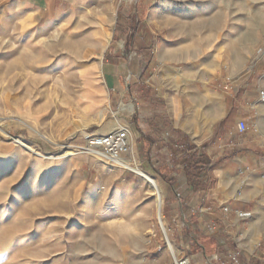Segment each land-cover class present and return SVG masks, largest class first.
Here are the masks:
<instances>
[{
  "label": "rangeland",
  "instance_id": "374dc122",
  "mask_svg": "<svg viewBox=\"0 0 264 264\" xmlns=\"http://www.w3.org/2000/svg\"><path fill=\"white\" fill-rule=\"evenodd\" d=\"M119 37L130 43L120 51L127 64L117 94L105 87L102 68ZM141 37L152 43L146 55ZM263 45L264 0H0V264H154L161 250L176 264L190 258L188 247L197 254L166 213L150 166L158 170L161 158H149L130 133L144 110L131 89L159 79L183 118L195 84L217 88L222 106L233 89L260 87L261 105L264 58L255 54ZM112 127L129 131L127 160L157 180L166 233L149 185L88 154L87 137ZM249 127L264 150L260 122ZM229 222L206 229L214 234ZM245 223L256 245L245 235L219 264L235 253L250 263L264 249V219L252 214Z\"/></svg>",
  "mask_w": 264,
  "mask_h": 264
},
{
  "label": "crops",
  "instance_id": "0c3cea01",
  "mask_svg": "<svg viewBox=\"0 0 264 264\" xmlns=\"http://www.w3.org/2000/svg\"><path fill=\"white\" fill-rule=\"evenodd\" d=\"M149 41V38L142 37L138 41V50L145 55L149 53L150 46L144 47V44H152ZM113 43L117 47L114 55L103 65L102 76L107 90L118 94L123 89L127 64L120 51H125L130 38L119 37ZM142 84L145 86L131 89L140 98L137 99L140 103L138 107L142 104L144 110L141 112L143 115H137L131 124L133 129H130V133L137 145L146 149L149 158H161L156 160L158 170L153 160L150 166L152 171L158 172L162 181L167 215L179 219L183 233L185 228L192 227L193 231L215 239L219 245L218 259L230 255V249H240L239 242L245 235L247 238L243 239L244 243L247 246L253 244V232L248 228L244 230L246 221L240 220L236 212H251L256 220L264 219V185L259 182L264 178V150L252 143V135L240 134L238 126L240 123L250 126L252 120L256 119L264 129V104L258 105L260 87L246 85L241 92L233 89L227 93L222 106L217 88L210 86L202 89L195 84L188 91L185 110L189 116L183 118L184 109L171 94L163 90L159 79L151 77ZM221 123L222 126L218 125ZM205 124L212 126L208 130ZM213 140L216 141V147L212 148ZM184 142L193 147L187 152L188 155L207 156L209 159L210 165L200 177L204 191L195 190L188 182L183 170L186 156L174 161L177 144L182 145ZM242 181L246 185L238 196ZM177 195L181 197L177 198ZM216 219L230 221L229 227L211 234L206 227ZM194 224L200 226L195 227ZM184 239L191 245L185 235ZM187 252L193 264H219L215 255L191 254L190 247ZM249 256L251 262L247 263V255L243 254L242 264H264V249L259 250V254ZM168 258V251L161 250L154 264H166Z\"/></svg>",
  "mask_w": 264,
  "mask_h": 264
},
{
  "label": "built area",
  "instance_id": "2783aa9c",
  "mask_svg": "<svg viewBox=\"0 0 264 264\" xmlns=\"http://www.w3.org/2000/svg\"><path fill=\"white\" fill-rule=\"evenodd\" d=\"M264 58V45L260 47L255 54V60L260 61ZM261 97L264 99V93H261ZM250 127L246 123H240L238 126V132L244 134L248 132ZM88 146L90 150L101 153L108 159L110 162H113L115 165L127 164L129 161L127 157L130 156L132 152L130 135L129 131L124 128H116L115 130L109 132L105 135H89L87 137ZM246 185L245 181L241 183V189L238 192V196L241 195L242 189ZM180 195H177V198H180ZM225 212L228 211L227 208L224 209ZM236 216L243 221H248L252 218L251 212H236ZM215 259L218 260V257L215 256ZM176 264H190L189 259L185 258L176 262ZM230 264H242L240 259V254L235 253L231 256Z\"/></svg>",
  "mask_w": 264,
  "mask_h": 264
},
{
  "label": "trees",
  "instance_id": "16d2710c",
  "mask_svg": "<svg viewBox=\"0 0 264 264\" xmlns=\"http://www.w3.org/2000/svg\"><path fill=\"white\" fill-rule=\"evenodd\" d=\"M176 148V152L173 155L174 161L177 158L186 156L183 170L188 182L195 190L204 191L200 177L205 174L206 169L210 165L208 157L195 154L188 155L187 152L193 150V147L188 142H184L182 145L177 144ZM184 235L191 242L194 253H203L205 256H211L219 252V245L215 239L199 231H193L192 227L185 228Z\"/></svg>",
  "mask_w": 264,
  "mask_h": 264
},
{
  "label": "bare ground",
  "instance_id": "6f19581e",
  "mask_svg": "<svg viewBox=\"0 0 264 264\" xmlns=\"http://www.w3.org/2000/svg\"><path fill=\"white\" fill-rule=\"evenodd\" d=\"M130 111H132V108H130ZM117 127H112L111 131L115 130ZM16 143L21 144L22 146H24L25 148H27L28 150H31V147L28 146L27 144H25L21 139L17 140ZM88 154L90 156H92L93 158H95L98 161H101L103 163H108V165H115L113 162H110L108 159H106V157L104 155H102L99 152L93 151V150H88ZM117 168H121V169H125V170H130L134 173H136L138 175V177L145 182L146 184L149 185V187L151 188L153 194L156 196L157 199V209L159 211V219H160V223L161 226L163 228V230L166 231V226L165 223L163 221L162 215H161V208H162V204H163V196L159 187V184L157 182L156 179H154L153 177H151L150 175H148L147 173H145L144 171H142L139 168H135L133 167V165L131 163H127V164H121L119 163V165H115ZM170 251L171 254L173 255V257L176 258V250L175 248L170 245Z\"/></svg>",
  "mask_w": 264,
  "mask_h": 264
}]
</instances>
